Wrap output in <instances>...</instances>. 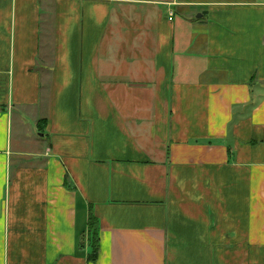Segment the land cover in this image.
Here are the masks:
<instances>
[{
	"label": "crops",
	"instance_id": "0c3cea01",
	"mask_svg": "<svg viewBox=\"0 0 264 264\" xmlns=\"http://www.w3.org/2000/svg\"><path fill=\"white\" fill-rule=\"evenodd\" d=\"M0 264H264V0H0Z\"/></svg>",
	"mask_w": 264,
	"mask_h": 264
},
{
	"label": "trees",
	"instance_id": "16d2710c",
	"mask_svg": "<svg viewBox=\"0 0 264 264\" xmlns=\"http://www.w3.org/2000/svg\"><path fill=\"white\" fill-rule=\"evenodd\" d=\"M46 121H40L39 124H45ZM88 244L90 248V252L88 254V260L90 262H96L99 257V250H100V238H99V224L98 220L94 216L93 213L90 214L89 224H88ZM80 248H85V238L80 244Z\"/></svg>",
	"mask_w": 264,
	"mask_h": 264
},
{
	"label": "built area",
	"instance_id": "2783aa9c",
	"mask_svg": "<svg viewBox=\"0 0 264 264\" xmlns=\"http://www.w3.org/2000/svg\"><path fill=\"white\" fill-rule=\"evenodd\" d=\"M169 19H171V20L173 19V12H171Z\"/></svg>",
	"mask_w": 264,
	"mask_h": 264
}]
</instances>
